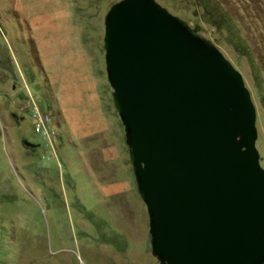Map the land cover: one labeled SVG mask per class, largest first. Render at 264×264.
<instances>
[{
    "label": "rangeland",
    "instance_id": "obj_1",
    "mask_svg": "<svg viewBox=\"0 0 264 264\" xmlns=\"http://www.w3.org/2000/svg\"><path fill=\"white\" fill-rule=\"evenodd\" d=\"M120 1L0 0V264H161L105 71L104 19ZM155 1L241 74L264 170V0Z\"/></svg>",
    "mask_w": 264,
    "mask_h": 264
},
{
    "label": "water",
    "instance_id": "obj_2",
    "mask_svg": "<svg viewBox=\"0 0 264 264\" xmlns=\"http://www.w3.org/2000/svg\"><path fill=\"white\" fill-rule=\"evenodd\" d=\"M104 26L152 254L161 264H264V170L241 74L155 0L114 4Z\"/></svg>",
    "mask_w": 264,
    "mask_h": 264
},
{
    "label": "crops",
    "instance_id": "obj_3",
    "mask_svg": "<svg viewBox=\"0 0 264 264\" xmlns=\"http://www.w3.org/2000/svg\"><path fill=\"white\" fill-rule=\"evenodd\" d=\"M37 50H38V56H39V58L40 59H42V58H44V56H43V54H42V51L40 50V47L39 46H37ZM84 54L82 53L81 55H80V58L82 59V60H84ZM87 61V60H86ZM41 64H43V65H46L47 64V62L45 61V59H43L42 60V62H41ZM48 71V73H49V75H50V80L52 81L53 80V78H55V76L53 75V73L51 72V71H49V70H47ZM83 73H88V71L86 70V68H85V66H84V70H83ZM89 74V73H88ZM53 82V81H52ZM88 88L89 89H94V87L93 86H88ZM56 96H57V98H55V102L57 103V107H58V112H59V114H60V116H61V119H63V121H65L66 122V120H65V118H64V115L66 116V112H65V109H64V107H62V105L60 106V101H61V99H60V95H59V93L57 92L56 93ZM97 99H98V96H97V94L95 95V96H93V101L95 100V101H97ZM58 104H59V106H58ZM99 121H101V127L103 128L104 126H105V121H104V119L101 117L100 119H99ZM101 128V129H102ZM101 129H98V130H95V131H90L89 133H87L86 134V136H84L83 137V139L82 140H85V139H88V138H92L93 136H95V135H98V134H101V133H105V131L104 130H101ZM104 139H105V141L106 140H109V139H111L109 136H104ZM101 154H102V156L104 157V159H106V160H111L112 161V159H114V161L117 163V160H118V158L116 157V155H115V152L113 151V150H111V149H108L107 147L106 148H104L103 150H101ZM102 157V158H103ZM115 189H116V191H117V186H115Z\"/></svg>",
    "mask_w": 264,
    "mask_h": 264
},
{
    "label": "built area",
    "instance_id": "obj_4",
    "mask_svg": "<svg viewBox=\"0 0 264 264\" xmlns=\"http://www.w3.org/2000/svg\"><path fill=\"white\" fill-rule=\"evenodd\" d=\"M35 125L34 132L36 134H42L45 137H49L52 134V131H48L47 124L50 122L49 117L41 115L38 109L34 108V116H33Z\"/></svg>",
    "mask_w": 264,
    "mask_h": 264
},
{
    "label": "flooded vegetation",
    "instance_id": "obj_5",
    "mask_svg": "<svg viewBox=\"0 0 264 264\" xmlns=\"http://www.w3.org/2000/svg\"><path fill=\"white\" fill-rule=\"evenodd\" d=\"M147 227H148V234H149V232H150V230H149V220H148V226Z\"/></svg>",
    "mask_w": 264,
    "mask_h": 264
}]
</instances>
